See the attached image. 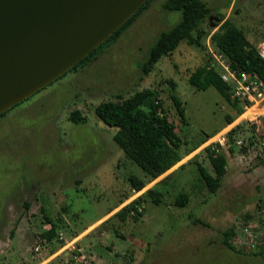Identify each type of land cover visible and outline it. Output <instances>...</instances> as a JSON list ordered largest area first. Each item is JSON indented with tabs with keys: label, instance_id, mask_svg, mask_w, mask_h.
<instances>
[{
	"label": "rangeland",
	"instance_id": "obj_1",
	"mask_svg": "<svg viewBox=\"0 0 264 264\" xmlns=\"http://www.w3.org/2000/svg\"><path fill=\"white\" fill-rule=\"evenodd\" d=\"M204 1L213 10L211 28L218 29L223 15L253 44L264 42V0ZM165 2L153 0L86 66L68 72L0 118V264H264L262 257L237 253L224 244L226 231L234 237L246 226L264 231V111L250 109L221 131L237 111L214 88L198 91L189 84L191 73L208 57L187 43L144 75L141 65L150 48L182 18L179 12L164 10ZM146 89L156 92V101L187 141L183 153L205 134L216 135L187 156L184 168L165 183L149 184L137 193L129 176L143 178L145 173L127 160L114 141L117 130L98 118L96 107ZM173 94L183 102L185 123L171 100ZM75 110L86 117L85 123L70 120ZM254 111L257 119L249 120L247 115ZM238 125L231 153L228 133ZM218 136L226 140L218 149L228 166L212 194L198 164L214 175L204 149ZM151 187L163 194L162 202L147 197L139 222L114 217L104 223L122 201L129 197L124 207ZM182 192L189 195V203L176 207ZM46 216L58 228L51 241Z\"/></svg>",
	"mask_w": 264,
	"mask_h": 264
},
{
	"label": "trees",
	"instance_id": "obj_2",
	"mask_svg": "<svg viewBox=\"0 0 264 264\" xmlns=\"http://www.w3.org/2000/svg\"><path fill=\"white\" fill-rule=\"evenodd\" d=\"M152 1L147 0L137 13L104 44L95 49L69 72L86 66L101 52L100 50L116 42L136 19L150 8ZM162 7L166 11L181 13L182 18L176 26L162 32L158 36L156 42L149 50L146 61L141 65L142 72L146 76L150 75L154 67L164 56L171 55L183 43L200 48L206 53L208 59L197 70L191 73L188 82L198 91L214 88L226 101L231 103L237 111L238 116L227 118V125L225 127L230 126L238 117L246 112L245 106L250 107L251 102L233 97V86L222 80L221 70L214 62V58L208 50L209 47H206V41H210L213 52L222 54L230 68L238 75L242 73L255 75L264 82V57L260 54L258 46L251 42L244 30L238 27L233 20L223 15H220L221 22L218 25V29H212L210 27V16L213 10L204 0H166ZM171 86L173 90H176V83L171 82ZM155 97L156 92L146 89L134 93L129 98L121 95L116 96L115 99L100 103L96 107L98 118L108 127L117 130L114 141L124 152L127 160L137 164L145 173L143 178L136 175L129 176L131 188L137 193L144 190L162 175L168 173L187 156L197 151L216 135L209 136L205 134L204 139L199 141L191 150L183 153L182 150L187 145V141H184L177 133V127L174 122L170 121L168 111L159 101H156ZM171 100L174 103L179 118L185 123L186 116L183 102L175 94L171 96ZM258 111H264V109ZM258 111L249 113L247 118L249 120L257 119ZM5 114L6 112L1 114L0 118L4 117ZM70 120L75 124H80L86 122V117L82 115L81 111L75 110L71 113ZM240 128L241 125H238L228 133L227 144L231 153L235 151V135ZM204 150L208 152L214 175L208 172L201 163L198 164V169L201 179L210 193L215 194L227 173L228 160L225 154L214 150L211 146L206 147ZM186 164L187 162L182 164L177 170L184 168ZM171 175L166 176L158 184L165 183ZM147 197L154 199L156 204H160L163 194L157 191L156 187H151L141 196L114 213L104 223L109 222L114 217L120 218L122 222L128 218L139 222L140 218L144 215L143 204ZM128 199L129 197L116 208L124 204ZM189 200V195L182 192L176 197L174 204L176 207H185L189 203ZM116 208L107 215L111 214ZM45 219L47 224L52 225L50 231L46 233L49 238L48 240L51 241L57 234L58 228L50 217L46 216ZM196 222L203 223L200 220ZM260 222L262 223H260L261 225H264V218H260ZM234 234L232 231L224 233V244L226 247L240 254H249L264 259V238L262 242L260 241L257 249H252L247 245H238V234L235 237Z\"/></svg>",
	"mask_w": 264,
	"mask_h": 264
},
{
	"label": "water",
	"instance_id": "obj_3",
	"mask_svg": "<svg viewBox=\"0 0 264 264\" xmlns=\"http://www.w3.org/2000/svg\"><path fill=\"white\" fill-rule=\"evenodd\" d=\"M146 1L0 0V115L72 70Z\"/></svg>",
	"mask_w": 264,
	"mask_h": 264
},
{
	"label": "built area",
	"instance_id": "obj_4",
	"mask_svg": "<svg viewBox=\"0 0 264 264\" xmlns=\"http://www.w3.org/2000/svg\"><path fill=\"white\" fill-rule=\"evenodd\" d=\"M208 47L214 58V62L221 70L222 80L233 86V97L239 100H248L251 102L250 107L245 106L246 112L255 105L262 103L264 101V82L255 75H248L246 73L238 75L230 68L222 54L214 53L211 46L209 45ZM258 50L262 57H264V42L258 46ZM216 139H218V141ZM219 144H226V140H220V137L218 136L210 141V145L216 151H219ZM263 238L264 231H261L257 225L253 227L246 226L244 231L241 234H238L237 244L240 246L247 245L252 249H257L259 247L260 241L262 242Z\"/></svg>",
	"mask_w": 264,
	"mask_h": 264
},
{
	"label": "crops",
	"instance_id": "obj_5",
	"mask_svg": "<svg viewBox=\"0 0 264 264\" xmlns=\"http://www.w3.org/2000/svg\"><path fill=\"white\" fill-rule=\"evenodd\" d=\"M230 127H231V126H228V128L224 127L221 131H225V130L229 129ZM224 129H225V130H224ZM221 131H220V132H221ZM220 132H219V133H220ZM204 146H205V145H204ZM201 147H203V146H201ZM184 163H186V160H183L182 162H180L177 166H175V167H174L172 170H170L168 173L162 175L160 178H158L157 180H155L154 182H152L151 185L154 186V185L158 184L162 179H164V178H165L166 176H168L169 174H173V173H175V172L177 171V169H178L182 164H184ZM123 205H124V204H123ZM123 205H121V206H119L118 208H116L111 214L105 216V218H108L110 215L116 213L118 210H120V209L123 207ZM105 218H103V219H105ZM103 219L98 220V221L96 222V224L99 223V222H101ZM94 225H95V224H94Z\"/></svg>",
	"mask_w": 264,
	"mask_h": 264
},
{
	"label": "bare ground",
	"instance_id": "obj_6",
	"mask_svg": "<svg viewBox=\"0 0 264 264\" xmlns=\"http://www.w3.org/2000/svg\"><path fill=\"white\" fill-rule=\"evenodd\" d=\"M251 109L262 110V108L260 107L259 104L255 105V106L252 107Z\"/></svg>",
	"mask_w": 264,
	"mask_h": 264
}]
</instances>
